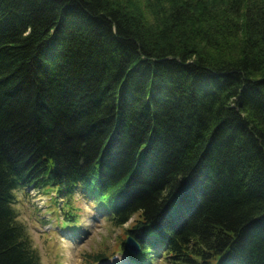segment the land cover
I'll return each instance as SVG.
<instances>
[{
	"label": "trees",
	"instance_id": "16d2710c",
	"mask_svg": "<svg viewBox=\"0 0 264 264\" xmlns=\"http://www.w3.org/2000/svg\"><path fill=\"white\" fill-rule=\"evenodd\" d=\"M19 186L130 264H264V0H0V264H41Z\"/></svg>",
	"mask_w": 264,
	"mask_h": 264
},
{
	"label": "rangeland",
	"instance_id": "374dc122",
	"mask_svg": "<svg viewBox=\"0 0 264 264\" xmlns=\"http://www.w3.org/2000/svg\"><path fill=\"white\" fill-rule=\"evenodd\" d=\"M43 191L40 192L44 200L41 208L32 203L22 186L14 191L17 220L25 226L41 264H90L89 255L101 254L104 260L121 254L117 244L125 239L124 229L129 224L123 228L113 227L108 217L102 216L80 192L64 202L60 196L55 197L49 187ZM67 210L74 216L73 221L64 220L63 211ZM152 262L166 264L163 253H158ZM122 264H127L124 259Z\"/></svg>",
	"mask_w": 264,
	"mask_h": 264
},
{
	"label": "water",
	"instance_id": "95a60500",
	"mask_svg": "<svg viewBox=\"0 0 264 264\" xmlns=\"http://www.w3.org/2000/svg\"><path fill=\"white\" fill-rule=\"evenodd\" d=\"M126 247L128 249L129 252H131L132 254H137L139 252V246L138 244L132 239V237H128L126 242Z\"/></svg>",
	"mask_w": 264,
	"mask_h": 264
},
{
	"label": "bare ground",
	"instance_id": "6f19581e",
	"mask_svg": "<svg viewBox=\"0 0 264 264\" xmlns=\"http://www.w3.org/2000/svg\"><path fill=\"white\" fill-rule=\"evenodd\" d=\"M106 264H122V262H121V258L118 257V258H117V261H115V262L109 261V262H107Z\"/></svg>",
	"mask_w": 264,
	"mask_h": 264
}]
</instances>
